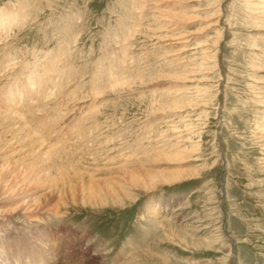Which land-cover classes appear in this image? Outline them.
I'll list each match as a JSON object with an SVG mask.
<instances>
[{"label": "rangeland", "instance_id": "obj_1", "mask_svg": "<svg viewBox=\"0 0 264 264\" xmlns=\"http://www.w3.org/2000/svg\"><path fill=\"white\" fill-rule=\"evenodd\" d=\"M0 18V117L25 128L0 126V164L45 138L50 165L0 180V264H264V0H0Z\"/></svg>", "mask_w": 264, "mask_h": 264}, {"label": "bare ground", "instance_id": "obj_2", "mask_svg": "<svg viewBox=\"0 0 264 264\" xmlns=\"http://www.w3.org/2000/svg\"><path fill=\"white\" fill-rule=\"evenodd\" d=\"M5 14L8 16V13L7 12H4V15H2V16H5ZM14 15H16V14H14ZM15 17V16H14ZM23 17V16H22ZM176 17V16H175ZM8 19H9V17H7ZM174 18V17H173ZM1 19V18H0ZM11 19H13L14 20V22H15V26L17 25V23H19L20 21H19V19H17V21H15L16 19L15 18H11ZM6 21V20H5ZM181 22V21H180ZM12 23H9V25H8V27H10V26H12L11 25ZM19 25V24H18ZM8 27H4L5 28V30L8 28ZM8 30V29H7ZM6 30V31H7ZM6 31H4V33L6 32ZM0 39H1V37H0ZM1 42V41H0ZM22 61V60H21ZM15 64V63H14ZM15 66V65H14ZM45 76H46V74H45ZM44 82V81H43ZM42 84V83H41ZM45 84V83H44ZM31 87V86H30ZM19 88V87H18ZM33 88V87H32ZM53 89V88H52ZM41 90V89H40ZM204 90V89H203ZM30 92V91H29ZM40 93V92H39ZM38 93V94H39ZM41 94H43V93H41ZM45 94V93H44ZM34 95V94H33ZM32 95V96H33ZM37 95V94H36ZM40 95V94H39ZM38 96V95H37ZM41 96V95H40ZM38 97L39 99L41 98L42 99V97ZM46 96V95H45ZM35 98V97H34ZM30 99H32L31 97H30ZM33 100V99H32ZM43 100V99H42ZM41 101V100H40ZM9 102V101H8ZM32 102V101H31ZM11 103V102H10ZM33 103H34V101H33ZM40 103V102H39ZM9 104V103H8ZM12 105V104H11ZM6 106V105H5ZM8 106V105H7ZM6 106V107H7ZM40 106V105H39ZM2 107V106H1ZM178 108V107H177ZM20 110V109H19ZM2 111H3V109H2ZM173 111V110H172ZM24 112V111H23ZM3 113V112H2ZM1 113V114H2ZM6 113V112H5ZM14 113V112H13ZM16 113H17V111H16ZM0 114V115H1ZM3 115V114H2ZM1 115V116H2ZM13 115V114H12ZM15 115V114H14ZM23 114H21V116H22ZM4 116V115H3ZM8 116H9V114H8ZM16 116H17V114H16ZM20 116V115H19ZM15 117V116H14ZM23 117V116H22ZM9 118H10V116H9ZM20 118L21 117H19V118H10V119H6V116L4 117V118H2V117H0V126H5V125H8V127L10 126V128H12L13 130L14 129H16V131H18L19 133H21L23 130H25V128H22V125H21V127H20V125H19V120H20ZM23 122V121H22ZM25 123V122H24ZM24 125V124H23ZM26 125V124H25ZM41 125V124H40ZM43 125H45V124H43ZM43 125H42V127H43ZM14 126H16L15 128H14ZM175 127H176V125H175ZM5 128V127H4ZM43 130H45L44 128H43ZM11 131V130H10ZM15 131V132H16ZM40 131V130H39ZM178 131V130H177ZM7 132H9V131H7ZM177 133H179V131L178 132H175V134H177ZM181 133V132H180ZM16 134V133H15ZM29 134H31V133H29ZM29 134H27L26 133V135H25V137L27 138V137H29L30 135ZM10 135V134H9ZM19 135V134H18ZM24 135V134H23ZM22 135V136H23ZM19 137V136H18ZM18 137H15V138H18ZM32 137V136H31ZM14 138V139H15ZM163 138V137H162ZM22 138H19V139H17V140H15V141H12V143H10V147H12V149H13V151L15 152V154H16V152H17V150H18V145H19V143H21L20 142V140H21ZM169 140V139H168ZM3 141V140H2ZM24 141V140H23ZM197 141V140H196ZM45 142H46V139L44 138L43 140H42V143L40 142L39 143V145H38V148H28L29 150H28V152H27V162L24 160L23 161V159H21V160H16V162H9V161H7V160H2L1 162V166H0V180H4V179H9V180H16L17 179V182L18 181H21V182H26V181H29V182H32V180L35 182H39L40 180H41V176H46V174L45 175H43L42 173H46V171H49L48 169V166H50L49 165V163L47 164V158H45V156H46V154H49V151H48V149L47 148H45ZM179 143V142H178ZM23 144V143H22ZM167 144V143H166ZM31 147H33V146H31ZM16 148H17V150H16ZM8 149H9V147H8ZM51 149V148H50ZM8 152V151H7ZM10 152V151H9ZM13 152V153H14ZM60 152V151H59ZM5 153V152H4ZM18 154H20L19 152H17ZM9 154V153H8ZM8 154H5V155H8ZM176 156H174V157H172L173 159L174 158H176L177 156H178V158H179V155L180 154H175ZM9 156V155H8ZM19 156V155H18ZM44 156V161L45 162H39V160H41V158ZM49 156V155H48ZM47 156V157H48ZM158 156V155H157ZM172 155H170V156H168L167 158H169V157H171ZM15 157H17V156H15V155H13L12 156V158H15ZM11 158V157H10ZM29 159H31V160H29ZM13 160V159H12ZM39 162V163H37L36 164V169L35 168H33L34 166H35V163L36 162ZM126 161V160H125ZM124 161V162H125ZM18 162V164H19V168L17 169V170H13V167H12V165L14 164V163H17ZM51 164V163H50ZM57 165V164H56ZM55 167V166H54ZM70 167V166H69ZM40 168V169H39ZM139 168V167H138ZM60 170V169H59ZM68 172L69 171H67V174H68ZM124 172H122V174H123ZM126 173V172H125ZM149 173V172H148ZM127 174V173H126ZM147 175V174H146ZM48 176V175H47ZM135 176V175H134ZM137 176V175H136ZM148 176V179L147 180H144L145 181V183H143V180H139V179H137L136 177H133V175H130L129 174V176H127L128 177V179L126 180V179H120V180H117V181H114L113 179L112 180H108L107 179V181L108 182H104L105 184L104 185H101V184H99L100 182H96V185H94L93 184V182H89L88 181V188H87V194L86 195H82V197H81V200H82V203L83 202H85V201H87L88 203H91V204H97V203H102L105 199L107 200V199H111V201H113V202H117V200L118 199H120L121 197V194L123 195V193H125L126 192V190L128 189V187L129 186H131V185H133V186H141V187H146V188H149V189H151V188H153L154 189V186H156L158 183H172V182H175V181H177V180H179V179H183L184 177H189L190 176V174H188V173H185V172H177L176 174H174V173H171V174H169V175H167V176H165V175H163V174H161V173H153V175L152 174H150V175H147ZM126 177V176H125ZM130 177V178H129ZM132 177V178H131ZM137 179V180H136ZM20 183V182H19ZM85 183V182H84ZM95 183V182H94ZM86 184V183H85ZM145 184H146V186H145ZM68 186H70V185H68ZM82 186V185H81ZM83 187V186H82ZM81 188V187H80ZM15 189V188H14ZM82 189V188H81ZM80 189V190H81ZM84 189V188H83ZM82 189V190H83ZM21 190V189H20ZM7 193V192H6ZM83 193V192H82ZM85 193V192H84ZM129 198V197H128ZM83 200H85V201H83ZM103 205V204H102ZM156 209H158V208H156ZM30 210V209H29ZM32 211V210H31ZM152 211V210H151ZM53 212V211H52ZM55 212V211H54ZM165 212H167V210L165 211V210H163V214L165 213ZM2 214V213H1ZM154 216V215H153ZM154 217H157L158 218V214H155V216ZM175 219H178V215H174V216H172L171 218H168V221L166 222V223H168V224H166V227H168V228H171V229H173L174 228V220ZM173 224V225H172ZM191 226V224L190 225H185L184 226V228H182V230L183 229H185V228H187V227H190ZM163 227V226H162ZM183 227V226H182ZM175 229H177V228H175ZM181 229V228H180ZM179 229V230H180ZM168 231V230H167ZM173 231H175V230H173ZM171 232V231H170ZM165 233V232H164ZM168 233H169V231H168ZM171 234V233H170ZM165 236V235H164ZM87 241H89V242H91V239L90 238H88L87 239ZM213 241V240H212ZM88 242V243H89ZM156 242V241H155ZM97 243V245H95V247H96V253H97V255L99 254V253H104V251H106L107 249L105 248V246H104V244H102V243H100V242H96ZM131 244V243H130ZM98 248V249H97ZM32 254H34V253H32ZM95 256V255H94ZM37 259H29L30 261H33V262H31V264H46L45 262H46V259H44V260H41V258L40 257H37V256H35ZM156 257V256H155ZM31 258H34V257H31ZM40 258V259H39ZM43 258V257H42ZM45 258V257H44ZM138 259V258H137ZM139 260V259H138ZM57 261V260H56ZM17 264H24L23 263V261L21 260V259H19V260H17V262H16ZM29 264V263H28ZM107 264H114V261H110V262H108Z\"/></svg>", "mask_w": 264, "mask_h": 264}]
</instances>
